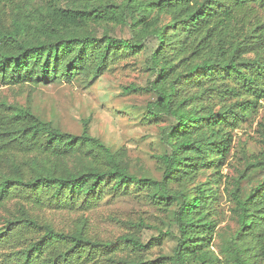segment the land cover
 Listing matches in <instances>:
<instances>
[{
    "label": "trees",
    "instance_id": "obj_1",
    "mask_svg": "<svg viewBox=\"0 0 264 264\" xmlns=\"http://www.w3.org/2000/svg\"><path fill=\"white\" fill-rule=\"evenodd\" d=\"M126 29L128 38L115 30ZM145 59L146 119L162 118L158 176L131 170L126 150L87 131H63L25 104L0 101V202L18 196L41 207L89 208L106 193L131 194L159 214L115 239L88 236L83 225L60 230L23 208L6 218L2 239L33 235L16 251L18 264H263L264 116L256 121L258 153L228 177L236 131L257 116L264 99V0H0V83L46 85L81 77L94 82L111 64ZM19 155V157H18ZM203 178V180H202ZM249 183V182H246ZM221 193L233 204L237 228L216 252ZM171 241L169 252L150 256ZM118 252V253H117Z\"/></svg>",
    "mask_w": 264,
    "mask_h": 264
},
{
    "label": "rangeland",
    "instance_id": "obj_2",
    "mask_svg": "<svg viewBox=\"0 0 264 264\" xmlns=\"http://www.w3.org/2000/svg\"><path fill=\"white\" fill-rule=\"evenodd\" d=\"M115 32L124 38L129 37L126 29H117ZM155 46V39L147 40L146 47L139 56L123 58L109 65L92 83L81 77L71 82L56 80L38 86L0 83V101L25 104L30 97L33 110L40 118L52 121L63 131L71 133L79 134L83 121L87 120V131L91 135L100 138L113 149L126 150L132 171L158 176L153 156L163 149L159 130L164 120L146 119L145 106L152 100L151 94H126L123 91L130 84L145 86L152 78L144 62ZM261 102L258 116L243 129L236 131L230 157L222 167V172L228 177L236 176V169L243 166L244 150L250 154H256L260 150L261 145L254 130L256 121L264 116V99ZM263 176L264 170L252 173L250 179L242 185L249 189ZM19 208L25 209L41 221L50 222L60 230H71L78 224L83 225L88 236L100 240H112L121 234L132 232L133 228L128 227V222L143 219L147 225L142 227L139 235L146 242L156 235V231L150 226L160 224L159 214L131 194L114 195L110 192L96 200L89 208L77 204L71 209L47 204L38 207L28 198L14 196L0 202V264H18L16 251L22 242L33 235L26 231L19 233L15 238L2 239L1 233L6 227V218L16 213ZM216 209L218 225L211 244L213 250L219 252L236 230L237 222L233 204L228 201L226 193H221ZM170 244L171 241H168L163 247L152 248L150 256L161 252L168 253ZM221 260V264H225L222 256ZM97 264L110 263L103 261L101 256Z\"/></svg>",
    "mask_w": 264,
    "mask_h": 264
}]
</instances>
